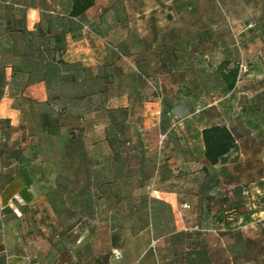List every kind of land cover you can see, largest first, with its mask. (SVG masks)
<instances>
[{
	"label": "rangeland",
	"instance_id": "374dc122",
	"mask_svg": "<svg viewBox=\"0 0 264 264\" xmlns=\"http://www.w3.org/2000/svg\"><path fill=\"white\" fill-rule=\"evenodd\" d=\"M97 2L86 25L99 39L85 37L87 29L84 36L92 72L67 71L73 80L51 90L49 106L64 110L65 125L38 133L28 91L26 104L15 103L21 125L9 129L0 119V195L9 196V209H0L3 256L264 264V0ZM48 11L40 14L54 20L63 12ZM25 14L31 20L38 12ZM224 60L239 68L231 92L215 72ZM11 85L0 80V93L18 94ZM108 110L117 122L111 137L123 143L109 161L98 142ZM76 115L94 128L91 137ZM212 125L227 127L237 143L204 171L201 131ZM70 127L73 142L65 139Z\"/></svg>",
	"mask_w": 264,
	"mask_h": 264
},
{
	"label": "crops",
	"instance_id": "0c3cea01",
	"mask_svg": "<svg viewBox=\"0 0 264 264\" xmlns=\"http://www.w3.org/2000/svg\"><path fill=\"white\" fill-rule=\"evenodd\" d=\"M71 1L72 0H63L60 4H55L53 0H0V60L4 66L8 80L10 78L12 84L11 86H13L14 89L24 90L22 94L20 91L15 96L9 97L4 95L0 99V119L8 120L12 127H18L21 125V116L23 114L20 109L15 106V103L25 102L26 104V101L23 100V94L26 91H28L32 97V99L29 101L30 105L34 106V110L37 109L36 117L34 114H32V117L34 118L33 122L37 121L39 114L50 112L49 103L51 99V91L47 89L45 80L42 78L41 74L47 72L52 65V56L51 52H49L50 48L52 47V39L49 40L50 45L47 46L46 50L45 46L43 47L41 45L42 39L37 33V27L38 25H40L42 29L43 27H46L48 23L47 19L49 17L47 15H41V9L44 7L49 9L50 11L43 12L48 13L49 15L54 14L52 11L54 9H60L63 11L62 14H59L61 18L55 20L53 18L50 19L52 24L59 25L57 30H62L64 32V45L59 54H61V59L63 62L66 63L64 66L65 70H72L76 72L82 70L85 72H92L93 70L91 64H86L87 61L85 54L88 55L90 53V55L93 57L94 50L92 49V51H89L88 47H86L87 45L85 44L86 42L84 36L88 32L85 37H89L90 39H99L98 34H95L97 29L92 25L90 30L86 25L87 21L92 18H90V15L92 14L93 10H95L99 4L97 0H94V6L89 9L83 17L71 19L68 17ZM47 2L48 5L46 6ZM13 9L15 12L11 11ZM17 9H23L25 10V13H27L28 10H33L34 12L37 11L38 14L36 15V18H33L32 16V19L29 20V17H27L24 12V15L16 16L18 13V11H16ZM60 24L62 26H60ZM9 27H11L13 30L12 32L8 31ZM20 29L24 30L26 34L22 35L16 33V30ZM86 29L88 30L87 32L85 31ZM1 49H3V51ZM55 54V56H58L57 52ZM97 55L98 54H96V57ZM106 55L107 52L102 53L101 58L104 59ZM12 74H15L14 79L11 78ZM74 118L75 123L80 124V127L83 128L81 131L84 132L86 128L90 129L86 131L84 137H91L93 135L92 130L94 128L86 126L85 119L82 118L81 115H76ZM101 133L102 136L98 142L106 144L108 154L105 155V158H109L111 157L112 153L107 143L103 141L104 129L101 130ZM94 143L95 142L89 143V145H91L90 148L95 146ZM87 149H89V147ZM88 156L90 157L89 152ZM91 157H93V154ZM18 174L19 173H15L12 176H18ZM5 192L6 190H4L2 193ZM8 197V195H0V209H3L2 205L9 209V206L7 205ZM5 251V248L0 245V255H3ZM49 261L50 259L48 257L43 256L38 258V260L34 263L30 262L26 258H21L17 255L15 256L14 254L0 258V264H49Z\"/></svg>",
	"mask_w": 264,
	"mask_h": 264
},
{
	"label": "trees",
	"instance_id": "16d2710c",
	"mask_svg": "<svg viewBox=\"0 0 264 264\" xmlns=\"http://www.w3.org/2000/svg\"><path fill=\"white\" fill-rule=\"evenodd\" d=\"M95 4L94 0H72L71 6L68 11V17L71 19H77L81 18L85 15V13L91 9ZM47 25L46 27L41 28L40 25L37 27V33L39 37L42 39V46H45V49L47 50V46H49V40L52 39V47L50 48L49 52H51V68L41 74L42 78L45 80L46 87L49 91L52 90L53 87L60 84L62 81L73 80V77L70 76V78L65 77L64 74L67 72L64 68L66 65L65 62L61 59L60 51L63 49V34L64 32L62 30H57L59 25L52 24V21L50 18L47 19ZM60 26H62L60 24ZM60 29V28H59ZM9 32H12L13 30L11 27L8 28ZM16 33L25 35L26 32L22 29L16 30ZM49 38V39H48ZM58 53V56H55V53ZM66 71V72H65ZM74 73H77L76 71H73ZM216 74L218 75L221 84L223 85L225 91L231 92L236 85L238 74H239V68L237 65H232L229 61L224 60L220 62L215 70ZM15 74H12L11 78L14 79ZM6 72L4 69V66L1 63L0 60V80L3 82L2 88L6 85ZM21 94L24 92V90H20ZM5 95L4 92L0 93V99ZM76 100L82 99V96H74ZM75 100V101H76ZM74 101V102H75ZM64 110H59V112H53V110L50 108V112L48 113H41L38 115V119L36 122H34V127L37 129L38 133L44 134V135H55L57 131L63 127L61 118L63 117ZM115 111L108 110L107 117L109 125L106 129H104V137L103 141L107 143L108 147L111 150V157L107 158L106 160L109 161L111 159H115L118 155V152L116 150V146L123 145L122 142H117V140L113 137H111V129L116 128L117 122L115 120L114 114ZM67 115V114H66ZM67 119L69 116L66 117ZM2 124H6L7 127L10 129V124L8 120H4ZM0 120V134L4 132ZM76 128L70 127V130H68L65 139L67 141L73 142L76 141L78 138L75 135ZM25 138L26 136L23 135ZM5 140V139H4ZM201 141L203 144V161L204 171H207V167H215L217 166L220 161L226 157L231 151H233L236 148L237 140L235 136L232 134V132L225 126L221 125H212L209 127H206L202 129L201 131ZM72 152V151H71ZM84 158L87 161H90L88 158L84 156ZM18 164V161L16 162ZM0 258H4L3 255H0Z\"/></svg>",
	"mask_w": 264,
	"mask_h": 264
},
{
	"label": "built area",
	"instance_id": "2783aa9c",
	"mask_svg": "<svg viewBox=\"0 0 264 264\" xmlns=\"http://www.w3.org/2000/svg\"><path fill=\"white\" fill-rule=\"evenodd\" d=\"M14 214H16L18 217H19V215H20V214L18 213L17 210H14ZM121 257H122V255H121L120 250H118V249H113V250L111 251V258H112L113 261H118V260L121 259Z\"/></svg>",
	"mask_w": 264,
	"mask_h": 264
}]
</instances>
